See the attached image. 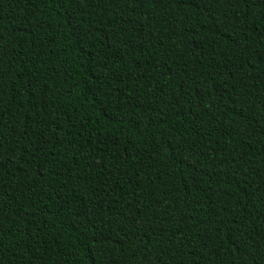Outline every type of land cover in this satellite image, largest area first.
Listing matches in <instances>:
<instances>
[{
  "label": "trees",
  "instance_id": "trees-1",
  "mask_svg": "<svg viewBox=\"0 0 264 264\" xmlns=\"http://www.w3.org/2000/svg\"><path fill=\"white\" fill-rule=\"evenodd\" d=\"M0 264H264V0H0Z\"/></svg>",
  "mask_w": 264,
  "mask_h": 264
}]
</instances>
